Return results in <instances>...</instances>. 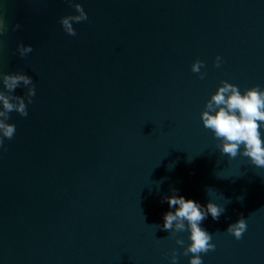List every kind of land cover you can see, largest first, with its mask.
<instances>
[{"label":"water","instance_id":"1","mask_svg":"<svg viewBox=\"0 0 264 264\" xmlns=\"http://www.w3.org/2000/svg\"><path fill=\"white\" fill-rule=\"evenodd\" d=\"M71 2L88 16L75 36L68 0H0V74L35 86L0 150V264H171L173 248L188 264L157 227L171 195L226 208L203 221V264H264V169L221 154L199 117L221 80L264 87V0ZM241 216L237 240L224 231Z\"/></svg>","mask_w":264,"mask_h":264},{"label":"clouds","instance_id":"2","mask_svg":"<svg viewBox=\"0 0 264 264\" xmlns=\"http://www.w3.org/2000/svg\"><path fill=\"white\" fill-rule=\"evenodd\" d=\"M68 2L76 14L62 16L59 23L66 34L75 36L73 23L87 21L88 16L79 3ZM19 27V24H15L13 30ZM6 31L4 20L0 19V35ZM16 51L23 58L33 48L18 43ZM222 63L223 58L219 55L213 60L215 67H220ZM203 67L204 62L196 59L190 65V70L197 73L199 79H204L205 73L201 72ZM21 87L25 89L23 95H16V89ZM33 96L35 86L30 76L22 72L0 74V150H7L5 140H11L16 132L15 125L7 122L10 113L15 111L21 117H26L27 104L32 103ZM199 117L202 126L218 141L216 148L221 154L229 158L238 155L245 157L249 164L264 169V87L253 85L241 90L238 85L221 80L204 102ZM173 167L170 166V170ZM173 191L178 192V189ZM164 199L169 210L161 214V223L157 227L174 238L175 244L180 246V255L188 257V264H203L201 254L215 249L213 233L202 227L203 221L210 216L218 222L226 208L211 199L205 204L183 195H171ZM238 199L242 201L243 197ZM227 203H231V200H227ZM246 229V219L241 216L229 223L224 232L239 240ZM176 233H187V242L184 238H175ZM168 259L171 264H178L176 248L171 250Z\"/></svg>","mask_w":264,"mask_h":264}]
</instances>
